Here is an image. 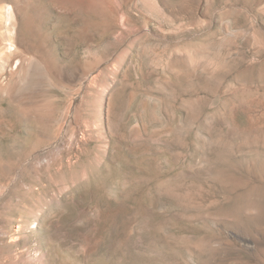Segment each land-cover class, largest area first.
<instances>
[{"label": "rangeland", "instance_id": "rangeland-1", "mask_svg": "<svg viewBox=\"0 0 264 264\" xmlns=\"http://www.w3.org/2000/svg\"><path fill=\"white\" fill-rule=\"evenodd\" d=\"M0 264H264V0H0Z\"/></svg>", "mask_w": 264, "mask_h": 264}]
</instances>
